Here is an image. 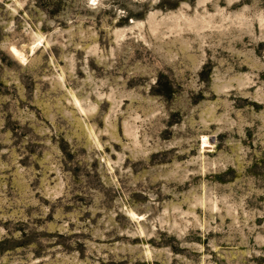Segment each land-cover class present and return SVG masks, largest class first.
<instances>
[{
  "label": "rangeland",
  "instance_id": "obj_1",
  "mask_svg": "<svg viewBox=\"0 0 264 264\" xmlns=\"http://www.w3.org/2000/svg\"><path fill=\"white\" fill-rule=\"evenodd\" d=\"M0 264H264V0H0Z\"/></svg>",
  "mask_w": 264,
  "mask_h": 264
},
{
  "label": "bare ground",
  "instance_id": "obj_2",
  "mask_svg": "<svg viewBox=\"0 0 264 264\" xmlns=\"http://www.w3.org/2000/svg\"><path fill=\"white\" fill-rule=\"evenodd\" d=\"M91 1H95V0H91ZM97 1V0H96ZM92 3V2H91ZM13 49V48H12ZM32 51V50H31ZM14 53H15V51H14ZM17 53V52H16ZM21 55V54H20ZM15 56H18V55H15ZM21 59V58H20ZM23 61V60H22ZM202 138V137H201ZM202 140V139H201ZM202 143L203 144H207V141H206V138H203V140H202ZM201 143V144H202Z\"/></svg>",
  "mask_w": 264,
  "mask_h": 264
}]
</instances>
